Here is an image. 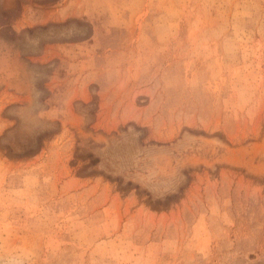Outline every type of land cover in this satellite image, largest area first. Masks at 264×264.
<instances>
[{
	"label": "rangeland",
	"instance_id": "1",
	"mask_svg": "<svg viewBox=\"0 0 264 264\" xmlns=\"http://www.w3.org/2000/svg\"><path fill=\"white\" fill-rule=\"evenodd\" d=\"M0 264H264V0H0Z\"/></svg>",
	"mask_w": 264,
	"mask_h": 264
}]
</instances>
